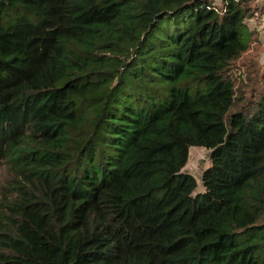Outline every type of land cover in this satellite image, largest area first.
<instances>
[{
  "label": "trees",
  "instance_id": "16d2710c",
  "mask_svg": "<svg viewBox=\"0 0 264 264\" xmlns=\"http://www.w3.org/2000/svg\"><path fill=\"white\" fill-rule=\"evenodd\" d=\"M259 9L0 0V264H264V85L229 75Z\"/></svg>",
  "mask_w": 264,
  "mask_h": 264
},
{
  "label": "rangeland",
  "instance_id": "374dc122",
  "mask_svg": "<svg viewBox=\"0 0 264 264\" xmlns=\"http://www.w3.org/2000/svg\"><path fill=\"white\" fill-rule=\"evenodd\" d=\"M211 1L220 5V0ZM252 2L260 9L254 17L247 20V29H243V38L249 42L248 48L232 62L229 69L237 97H247L264 85V0H252ZM209 163V150L200 146L190 147L183 171L195 177L197 182L195 192L203 190L200 177ZM8 175L5 169L0 170V187L5 184Z\"/></svg>",
  "mask_w": 264,
  "mask_h": 264
}]
</instances>
